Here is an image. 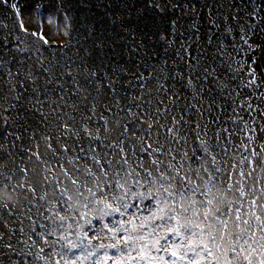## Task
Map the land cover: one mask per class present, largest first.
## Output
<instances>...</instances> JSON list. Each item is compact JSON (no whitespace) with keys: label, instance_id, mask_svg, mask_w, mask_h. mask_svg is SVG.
I'll return each mask as SVG.
<instances>
[{"label":"trees","instance_id":"obj_1","mask_svg":"<svg viewBox=\"0 0 264 264\" xmlns=\"http://www.w3.org/2000/svg\"><path fill=\"white\" fill-rule=\"evenodd\" d=\"M37 3L45 18H39ZM20 15L29 18L23 28ZM62 113L64 122L74 118L72 133L80 144L77 135L65 140ZM137 118L143 122L133 127ZM149 124L151 135L145 136ZM126 125L129 136L122 147L141 175L155 174L153 160L159 156L160 168L171 164L195 179L204 146L224 168L248 154L245 144L259 153L264 148V0H0V173L27 168L36 188L34 206L26 189L0 200L7 203L0 206V264H113L108 256L117 255L115 250L100 245L114 241L106 232L97 236L103 224L115 223L112 217L93 219L84 228L89 238L97 236L89 249H98L95 255L64 247L80 243L78 231L68 241L40 238L56 196L49 191L39 200L40 166L25 153L38 150L47 159L46 136L57 153L65 143L87 149L83 129L98 128L102 143L96 151L103 162L101 147L119 143ZM147 145L158 151L146 155ZM221 146L229 149L227 163ZM222 179H229L227 172ZM50 243L58 255H51Z\"/></svg>","mask_w":264,"mask_h":264},{"label":"snow or ice","instance_id":"obj_2","mask_svg":"<svg viewBox=\"0 0 264 264\" xmlns=\"http://www.w3.org/2000/svg\"><path fill=\"white\" fill-rule=\"evenodd\" d=\"M34 7L37 14L42 15L41 5L37 3ZM20 27L23 28L22 23ZM39 40L48 43L43 35H39ZM149 108L158 116L166 115V110L161 113L158 108ZM64 114L58 119L66 140L70 134H77L72 133L74 118L69 117L71 123L64 122ZM142 122L137 118L132 126ZM103 126L107 132L106 122ZM98 128L96 132L87 127L83 129L88 139L87 149L82 146L69 148L65 143L57 153L51 137L46 136L43 140L50 152L47 159L42 158L38 150L25 153L28 160L35 158L40 166L39 200H45L49 191L56 196V204L47 209L50 215L44 217L50 223L40 225L45 231L38 233L45 243H48V236L68 241L72 232L78 231L82 233L80 243H66L64 247L69 250L83 247L88 255H95L98 249L89 251L91 239L106 232L107 238L114 243L100 247L115 250V256L105 252L113 264H264V187L260 186L264 179V148L257 153L249 151V145L245 144L243 152L248 154H242L232 168H224L217 166V156L204 146V159L195 170V179L191 175H180L181 169L171 164L160 168L159 156L153 160L155 174L144 170L141 175L122 147L129 136L128 126L120 134L119 143L103 144V162L96 151L102 143ZM151 131L152 124H149L145 136H150ZM167 135L174 139V130L169 128ZM77 144H80L78 135ZM221 148L227 163L231 159L229 149ZM149 149L151 145L145 148L149 156L158 151ZM116 155L120 159L115 162L107 159ZM245 162L247 167H241ZM205 164L211 167H203ZM253 164L259 169L255 176ZM233 171L237 173L234 179ZM28 172L27 168L18 166L10 175L0 173V200H10L17 188L26 189L33 194L28 204L34 206L36 188L29 181ZM226 172L227 181L222 179ZM0 206L7 208V203ZM108 217L114 218L115 223L103 224L97 236L89 238L84 228L91 226L93 219L103 221ZM80 220L85 223L80 224ZM48 246L53 249L51 255H58L54 243Z\"/></svg>","mask_w":264,"mask_h":264},{"label":"rangeland","instance_id":"obj_3","mask_svg":"<svg viewBox=\"0 0 264 264\" xmlns=\"http://www.w3.org/2000/svg\"><path fill=\"white\" fill-rule=\"evenodd\" d=\"M47 16V15H46ZM39 18L40 19H42V18H45V17H43V15H40L39 16ZM28 20H29V18H28V16H22V15H20V22L23 24V25H28ZM58 28L59 27H55V29H54V33L56 34V32H57V30H58ZM145 130V129H144ZM146 131V130H145ZM149 141H151V140H149ZM188 156H186V157H184V158H187ZM11 198L12 199H14V197L11 195Z\"/></svg>","mask_w":264,"mask_h":264}]
</instances>
